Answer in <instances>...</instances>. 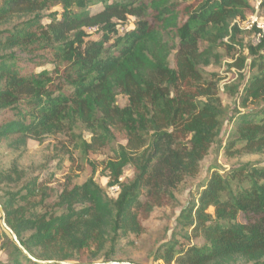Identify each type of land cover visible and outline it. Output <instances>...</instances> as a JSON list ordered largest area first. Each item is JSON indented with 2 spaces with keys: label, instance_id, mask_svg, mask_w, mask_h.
I'll list each match as a JSON object with an SVG mask.
<instances>
[{
  "label": "trees",
  "instance_id": "1",
  "mask_svg": "<svg viewBox=\"0 0 264 264\" xmlns=\"http://www.w3.org/2000/svg\"><path fill=\"white\" fill-rule=\"evenodd\" d=\"M98 2L104 7L91 11ZM56 5L63 11H52ZM254 12L251 0H0V138L61 135L84 156L112 148L116 156L105 168L109 186L118 187L110 197L92 173L55 195L13 165L0 180L13 190L0 201L7 225L35 259L0 213L7 254L0 264L119 262L123 239L144 233L156 209L177 204V189L199 175L213 147L230 157L262 151L264 39L243 45L235 22ZM129 16L134 28L119 33ZM236 42L248 54L228 65L246 72L224 85L232 107L219 94L222 77L204 66L220 64L218 47L233 50ZM128 166L133 176L124 178ZM208 170L152 251L154 260L264 264V165Z\"/></svg>",
  "mask_w": 264,
  "mask_h": 264
},
{
  "label": "rangeland",
  "instance_id": "2",
  "mask_svg": "<svg viewBox=\"0 0 264 264\" xmlns=\"http://www.w3.org/2000/svg\"><path fill=\"white\" fill-rule=\"evenodd\" d=\"M103 7L104 5L98 2L90 7V9L94 12ZM51 10L63 11L60 5L54 6ZM260 17L264 19V8H260ZM135 21V16H129V21L118 26L119 33H123L125 29L134 28ZM88 30L92 37L96 38L100 36L97 29L89 28ZM253 35L254 32L242 30L237 40H241L243 45L248 46L252 43ZM226 39H228V37ZM174 45V41H169V48L174 47ZM243 45L236 42L234 44L236 49L233 50H229L226 45L218 47V53L223 55L222 62L217 64L216 61H212L210 64L204 66V69L208 73H219L220 77H222L219 94L224 103L232 107L234 106V98H231V96L226 93L224 85L235 80L239 73H246L244 70H237L236 67L229 69L228 66L239 56L248 54V49L243 48ZM174 52L175 50H173L170 56L171 60L173 59ZM126 101V96L122 94L118 95V102L121 105H124ZM227 128L228 124H225L224 131ZM77 133L84 139L90 140L91 138V133L87 130L79 128ZM74 141L75 140L71 142L69 138H64L61 135L47 136L42 142L32 138H0V180L4 171L9 170L13 165L17 164L21 169H25L26 172H29L31 176L37 175L40 181L44 183L42 189L52 188L54 190L53 193L57 195L68 181L71 180L74 184H81L93 173L95 180L104 187L108 195L112 198L117 197L118 191L114 190L108 184L109 177L107 175L109 171L105 168L106 162L116 156L115 151L112 148H103L100 151L92 152L88 156H84L80 144ZM237 162H254L264 165V149L257 152L242 151L230 157L226 154L224 149L218 150L216 147H213L211 153L203 160L199 175L181 184L177 189V204L175 206H166L156 209L145 225L147 226L145 232L140 236H130L129 240L132 242L127 243L129 240L124 238L123 246L116 256L119 262L114 264H165L161 260H154L152 251L161 241L166 239L169 228L173 227L178 212L186 204L189 197L197 196L198 191L201 190L200 185L204 184L209 176L208 169L210 166L216 164L222 167H229L231 164ZM94 166L95 169L93 171ZM131 176H133V170L131 166H128L125 168L123 177L129 178ZM13 187L14 185H7L0 181V195L5 196V193L13 190ZM209 212L213 213L214 208L210 207ZM3 240L4 237L0 234V260L7 259V254L2 248ZM199 241L201 243V239ZM88 255V253L85 254V256ZM60 261L62 260H57L59 263ZM65 262L84 264L76 260ZM104 262L108 263L110 261L100 259L95 263Z\"/></svg>",
  "mask_w": 264,
  "mask_h": 264
},
{
  "label": "built area",
  "instance_id": "3",
  "mask_svg": "<svg viewBox=\"0 0 264 264\" xmlns=\"http://www.w3.org/2000/svg\"><path fill=\"white\" fill-rule=\"evenodd\" d=\"M251 3L255 7V12L248 15L245 19H237L235 22L241 30L254 32L252 43L258 44L264 39V19L260 17L261 0H253ZM117 190L118 187H112Z\"/></svg>",
  "mask_w": 264,
  "mask_h": 264
},
{
  "label": "water",
  "instance_id": "4",
  "mask_svg": "<svg viewBox=\"0 0 264 264\" xmlns=\"http://www.w3.org/2000/svg\"><path fill=\"white\" fill-rule=\"evenodd\" d=\"M0 213L2 215V222H3V225L4 227L11 233V235L13 236L15 242L24 250V252L30 256L31 258L35 259L34 257L31 256V254L25 249V247L21 244L17 234L15 233V231L7 225L6 223V217H5V211H4V208H3V205L1 204V201H0ZM37 260V259H36ZM40 262H44V263H51L53 261H47V260H38ZM60 263H63V264H74V263H69V262H65V261H60ZM116 262H113V261H110V262H104V263H91V264H114Z\"/></svg>",
  "mask_w": 264,
  "mask_h": 264
}]
</instances>
